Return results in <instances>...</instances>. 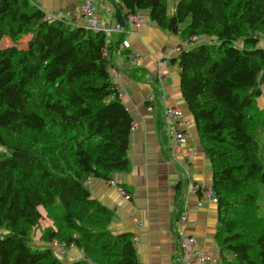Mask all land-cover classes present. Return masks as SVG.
Returning a JSON list of instances; mask_svg holds the SVG:
<instances>
[{
    "label": "trees",
    "instance_id": "16d2710c",
    "mask_svg": "<svg viewBox=\"0 0 264 264\" xmlns=\"http://www.w3.org/2000/svg\"><path fill=\"white\" fill-rule=\"evenodd\" d=\"M117 1L122 28L147 12L189 44L175 62L213 166L221 264H264V0H176L173 12L168 0ZM112 49L104 33L46 20L34 0H0V264H86L64 262L55 240L95 264H140L133 234L111 232L113 212L87 183L130 169L134 118L109 72Z\"/></svg>",
    "mask_w": 264,
    "mask_h": 264
},
{
    "label": "crops",
    "instance_id": "0c3cea01",
    "mask_svg": "<svg viewBox=\"0 0 264 264\" xmlns=\"http://www.w3.org/2000/svg\"><path fill=\"white\" fill-rule=\"evenodd\" d=\"M34 2L47 13L59 14L71 23L83 24L80 9L84 0ZM95 2L101 23L114 29L118 24L115 17L118 1ZM139 14L145 17L140 28L127 24L123 33L112 31L107 35L108 46L113 47L110 51L111 65L119 73L115 82L124 94L121 100L134 118L128 152L130 169L114 173L111 180L90 179L88 188L93 199L113 212L109 226L111 232L133 234L140 264H178L176 220L185 208L189 215L187 232L194 237L197 247L208 255L209 264H221V248L217 241L219 206L209 200L204 201L201 194L191 191L194 183L212 186L214 172L194 117L183 98L180 68L175 62L182 49L189 47V44L181 34L162 30L151 21L147 12ZM120 40L128 41L130 49H124L122 44L114 48ZM131 53L139 54L143 62L132 63ZM149 75L156 83L151 84ZM159 75L164 77L166 83L159 81ZM149 95H154L156 100L153 112L147 110ZM258 105L264 108V94L258 99ZM166 107L180 109L190 122L189 144L187 147L181 146L176 157L174 139L170 133L174 123L165 117ZM186 152H190V158ZM186 159L191 163L188 179L184 178L181 169ZM179 198H184V201L179 203ZM65 257L85 261L86 264L90 261L77 247L69 249Z\"/></svg>",
    "mask_w": 264,
    "mask_h": 264
},
{
    "label": "built area",
    "instance_id": "2783aa9c",
    "mask_svg": "<svg viewBox=\"0 0 264 264\" xmlns=\"http://www.w3.org/2000/svg\"><path fill=\"white\" fill-rule=\"evenodd\" d=\"M81 17L83 19V24L80 22L71 23L74 26H81L87 30L97 32V33H104L108 35L110 32L114 31L117 33H123L124 29L121 27L120 24H117L114 29H110L107 25L101 23L99 16L96 14V2L95 0H84L81 9ZM46 20H64V18L61 17L59 14L54 13H47L46 12ZM65 21V20H64ZM127 22L128 24L134 25L136 27H141L145 22V17L142 14L136 13V14H130L127 16ZM198 38L194 37L192 38V43H197ZM122 47L126 50H129L131 45L128 41L124 40L122 42ZM105 56L109 57L107 50L104 53ZM167 56V53L165 54V57ZM166 59V58H165ZM130 60L132 63H139L143 62V57H141L137 53H131ZM109 72L113 80H117L119 77L118 70L110 66ZM159 81L162 82V84L166 83V80L162 75H159ZM124 94L122 92H119V98L122 99ZM155 96L149 95L147 98V106L148 111L153 112L154 111V103H155ZM165 117L168 119L170 123H174V127L171 129L170 133L171 136L174 139V148L175 151V157L176 154L179 153V149L181 146H188L189 142V126L190 122L188 119H186L184 113L175 107H166L164 111ZM186 155L190 158L191 154L190 152H186ZM181 169L184 173V178L188 179L190 177V169H191V163L189 159L184 160L181 164ZM90 182V179H88L87 183ZM114 184L113 182H111ZM123 191V190H122ZM191 191L193 193L201 194L202 199L204 201L209 200L213 204H218V198L215 195V192L212 188V186H206L199 183H194V185H191ZM123 193L129 197V194L125 191ZM177 222V244L179 246L180 252L182 254V264H209L210 258L208 255L200 250L197 247L196 240L194 239L191 234L187 232L188 226H189V215L188 211L185 208L178 214V218L176 220ZM52 248L56 251V253L60 257H65L69 251V249L74 248V245H67L66 243L59 242L57 240L53 241L51 243ZM87 264H95L92 261H89Z\"/></svg>",
    "mask_w": 264,
    "mask_h": 264
},
{
    "label": "rangeland",
    "instance_id": "374dc122",
    "mask_svg": "<svg viewBox=\"0 0 264 264\" xmlns=\"http://www.w3.org/2000/svg\"><path fill=\"white\" fill-rule=\"evenodd\" d=\"M168 2H169V10L171 12H173V10H174V4H175L176 0H168ZM27 40H28V38L25 37V38H23V40L20 41V44H21L22 48H25L26 47ZM200 41L201 40L198 39V42H200ZM12 45H13V43L11 42V40L9 38H5L2 41V43H1V47L2 48H7V47H10ZM259 47H263L264 48V40H262L260 42ZM262 109H264V108H262ZM0 151H5V150L3 148H0ZM259 204L261 205V213L264 216V185H261V194H260V198H259ZM40 211L43 213L44 216L46 215L45 211L42 208H40ZM51 224H52V222L50 220L45 219V220H43L40 223L39 227H36L35 228L34 235H33V237H34L33 241L35 243H37V245L42 243V242H40V238H41V235L43 233V230L47 226H50ZM60 258L64 262H67V263L76 262V261H74L73 259H70V258H66V257H60Z\"/></svg>",
    "mask_w": 264,
    "mask_h": 264
}]
</instances>
